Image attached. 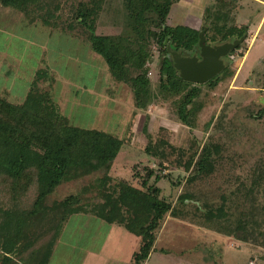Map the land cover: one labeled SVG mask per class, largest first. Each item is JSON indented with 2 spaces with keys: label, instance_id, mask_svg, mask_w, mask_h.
Wrapping results in <instances>:
<instances>
[{
  "label": "trees",
  "instance_id": "obj_1",
  "mask_svg": "<svg viewBox=\"0 0 264 264\" xmlns=\"http://www.w3.org/2000/svg\"><path fill=\"white\" fill-rule=\"evenodd\" d=\"M45 1L0 0V4L27 15L32 6ZM106 1L77 5L75 19L87 29L93 51L105 60L115 82L130 86L136 106L147 110L161 100L171 102L179 121L194 129L202 110L199 100L203 89H216L222 81L233 78L235 71L227 65L205 83L187 81L175 68L168 46L184 56L198 54L202 30H206L210 45L239 40L247 30L230 40L232 1L212 4L206 23L198 30L166 22L175 0H117L112 23L120 29L116 34H105L99 32L98 20L101 12L107 11ZM244 41L227 56L242 49ZM155 46L160 48L162 61L153 88L149 74ZM48 77V72L37 70L22 102L12 100L7 90L0 92V187L11 202L0 204V264H48L69 219L83 213L141 236L143 242L133 259L134 264H146L166 216H185L178 206L162 197L158 185L162 178L170 177L162 175L169 168L165 165L168 141L153 142L150 138L145 152L158 161L159 167L146 166L144 173L136 172L139 186L127 180L115 182L111 170L124 141L109 131L73 123L54 102V78L51 81ZM41 80L49 82L50 89L39 90ZM251 116L263 118L264 108ZM143 130L151 135L148 120ZM196 140L198 147L184 164L186 171L192 168L190 184L211 176L222 152L221 146L211 140L203 145ZM178 151L182 157L186 153L181 148ZM86 178L92 181L82 185ZM250 179V185L241 182L235 188L237 201L232 206L226 195L218 205L208 198L201 202L191 192L181 194L177 201L186 206L197 204L203 219L218 232L264 247V205L260 202L264 196V160L253 169ZM70 182L80 185L78 190L58 199L62 185ZM30 193L35 196L26 206L23 200Z\"/></svg>",
  "mask_w": 264,
  "mask_h": 264
},
{
  "label": "rangeland",
  "instance_id": "obj_2",
  "mask_svg": "<svg viewBox=\"0 0 264 264\" xmlns=\"http://www.w3.org/2000/svg\"><path fill=\"white\" fill-rule=\"evenodd\" d=\"M91 1L47 0L32 6L27 15L0 4V92L7 90L12 100L22 102L37 70L48 72V78H54V102L64 115L81 127L109 131L124 141L111 170L115 182L127 180L139 186L136 172L144 173L146 166L159 167L158 161L145 152L150 138L153 142L168 141L165 165L169 168L162 175L170 177L162 178L158 185L163 190L162 197L178 206L185 216H166L146 264H264V247L218 232L203 219L197 204L186 206L177 201L181 194L191 192L201 202L208 198L218 205L226 195L232 206L237 201L235 188L241 182L250 185L253 169L264 160V117L251 116L264 108V0H227L232 1L230 40L246 30L243 36L248 39L242 49L224 57L226 66L235 71L234 77L222 81L214 90L203 89L199 100L202 110L194 129L179 121L171 102L161 100L142 110L136 106L130 86L115 82L105 60L93 51L87 29L75 19L77 5ZM107 1L98 30L116 34L120 27L112 23V17L116 18L117 0ZM216 1L175 0L166 22L199 30ZM153 49L149 76L156 88L162 56L159 46ZM49 84L41 80L39 90L47 91ZM147 120L150 136L143 130ZM196 139L202 145L211 140L221 146L222 152L216 171L190 184L192 168L186 171L184 164L198 147ZM179 148L186 152L183 157ZM91 181L86 178L82 185ZM78 186L76 182L62 185L58 199L77 191ZM34 196L27 195L23 200L26 206ZM260 202L264 205V196ZM1 203L11 204L0 187ZM81 217L72 216L64 227L54 251V264H79L81 255L76 250L91 248L95 252L114 245L116 264H134L133 255L143 242L141 236L98 218L100 226L87 225Z\"/></svg>",
  "mask_w": 264,
  "mask_h": 264
},
{
  "label": "water",
  "instance_id": "obj_3",
  "mask_svg": "<svg viewBox=\"0 0 264 264\" xmlns=\"http://www.w3.org/2000/svg\"><path fill=\"white\" fill-rule=\"evenodd\" d=\"M246 37L243 36L239 40L220 45H210L207 43L206 30H203L200 34L199 55L184 56L172 50L170 46H168V51L173 57L175 68L183 79L194 83H205L225 69L224 57L239 47ZM165 44H168V39Z\"/></svg>",
  "mask_w": 264,
  "mask_h": 264
},
{
  "label": "crops",
  "instance_id": "obj_4",
  "mask_svg": "<svg viewBox=\"0 0 264 264\" xmlns=\"http://www.w3.org/2000/svg\"><path fill=\"white\" fill-rule=\"evenodd\" d=\"M80 216H82L81 218L84 217V219L86 220L84 222L87 225L88 224L89 225L97 224V226L101 225V223H99V221H98L99 218L96 219L97 217H95V216H90V215L84 214V213L80 214ZM99 220H101V219H99ZM100 222H103V220ZM56 247H57V245H56ZM90 249L91 248H86V249L80 248V251L76 250V252H79V255H81V257H80L81 262L79 264H109L110 261H113L116 264V261H115L116 260V245L111 246V247H106V246L100 247V248L95 249V252H93ZM54 253H53L52 258L50 259L48 264H54V261H53L54 260L53 259Z\"/></svg>",
  "mask_w": 264,
  "mask_h": 264
},
{
  "label": "flooded vegetation",
  "instance_id": "obj_5",
  "mask_svg": "<svg viewBox=\"0 0 264 264\" xmlns=\"http://www.w3.org/2000/svg\"><path fill=\"white\" fill-rule=\"evenodd\" d=\"M197 55H199V53Z\"/></svg>",
  "mask_w": 264,
  "mask_h": 264
}]
</instances>
